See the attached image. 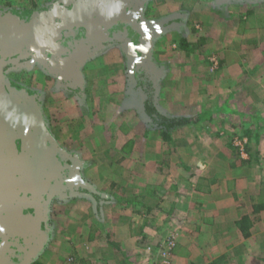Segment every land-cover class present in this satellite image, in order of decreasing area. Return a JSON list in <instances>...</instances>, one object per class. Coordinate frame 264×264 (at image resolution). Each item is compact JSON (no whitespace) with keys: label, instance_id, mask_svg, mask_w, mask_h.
<instances>
[{"label":"crops","instance_id":"0c3cea01","mask_svg":"<svg viewBox=\"0 0 264 264\" xmlns=\"http://www.w3.org/2000/svg\"><path fill=\"white\" fill-rule=\"evenodd\" d=\"M201 24L200 35L184 38L189 53L205 49V56L197 51L191 61L208 67L209 55L216 52L220 68L215 74L206 73L203 89L190 91V86L184 92L174 91L170 101L166 99L167 110L161 111L171 116L194 115L205 105L223 101L225 106L213 120L176 128L170 139L162 135L157 139L158 149L152 156L161 158V173L141 169L140 163L139 169H123L120 163L107 169L112 171V179L106 178L108 191L117 198L100 203L105 210L101 216L95 203L92 208L81 194L70 198L77 200L68 201L63 214L54 209L51 230L47 228L45 242L33 259L46 264H143L149 247L163 233L175 232L172 264H264V55L248 59L235 50L237 40L242 45L251 43L249 24L239 30ZM225 30L229 34L224 39L213 41ZM157 54L161 56V50ZM176 54L180 61L185 57V53ZM186 108L189 111H180ZM230 130L257 150L251 161L243 164L239 159ZM181 168L190 174L184 175ZM175 175L183 181L179 185ZM169 210L176 216L170 218Z\"/></svg>","mask_w":264,"mask_h":264},{"label":"rangeland","instance_id":"374dc122","mask_svg":"<svg viewBox=\"0 0 264 264\" xmlns=\"http://www.w3.org/2000/svg\"><path fill=\"white\" fill-rule=\"evenodd\" d=\"M95 1L97 0H0V27L6 26L2 23L15 18L29 17L45 21L55 12L71 5L87 6ZM197 18L216 28L239 30L243 29L244 24H249L252 26V30L248 32L253 37L251 43L242 45V41L237 40L235 50L248 59L264 55V0H139L135 21L140 30L144 27L149 31L145 37L142 35L140 41V49L144 55L141 64L147 65L152 71L155 99L162 111L167 110L169 104L166 99L170 101L174 91L184 92L191 87L190 91H196L197 87L201 90L205 87L201 81L206 73L215 74L220 68L221 59L217 58L219 55L216 52L209 55L211 64L206 67L203 62L198 64L191 61L197 51L205 56V49H193L189 53V43L186 41L185 47L181 42L185 37L194 39L201 34L198 25L202 24ZM24 20L29 24L34 23L28 18ZM258 27L263 30L254 31ZM27 31L32 32V29ZM196 33L198 34L194 35ZM226 34L229 33L225 30L221 36L215 35L213 41H221ZM118 35L121 34L116 30L112 35L106 36L107 42H98L83 49V52L67 62L65 69L59 65L56 56L52 59L37 54H26L13 63L7 62L6 67H0V77L33 103L39 123L49 140L59 155L68 162L72 181L111 200L117 197L115 193L108 191L109 179L107 182L106 178L112 171L107 169L116 168L119 165L117 163L123 169H139L140 163L144 167L141 169L151 172V168H154L156 173H161V158L158 160L152 156L158 149L157 139H161L160 128L153 125L144 112V92L137 86L133 74L134 52L130 49L131 45L123 37L119 39ZM246 45L247 50L243 54ZM159 50L161 56L157 54ZM175 51L185 53L186 58L178 60V52ZM214 78L212 80L215 81ZM185 96L187 97L186 92ZM186 109L180 111H189V108ZM177 134L180 136L178 132ZM234 134L230 136L236 138V147L240 150L239 159L245 164L242 157L248 158L249 162L257 150L252 145L247 150V144L238 137L240 134L237 135L235 131ZM181 170L184 171V168ZM189 174V171H184V175ZM170 181L172 184V177L169 183ZM176 181V184L183 182L178 179V175L174 182ZM64 189L61 186L54 188L45 196L40 214L42 230L38 228L42 236L40 240H36L38 245L31 249L29 247L27 256L24 255L14 264H29L30 259L40 250L47 237V228L51 230L49 219L54 209L63 214L68 201L77 200L70 198L79 194L91 203V207L95 203L90 193L78 192L74 188L68 191ZM99 210L100 216L104 214L105 210ZM168 235L170 232L163 233L161 240ZM161 240L149 247L148 257L152 258V254L160 249ZM1 242L0 238V244ZM170 257L172 264L173 252Z\"/></svg>","mask_w":264,"mask_h":264},{"label":"water","instance_id":"95a60500","mask_svg":"<svg viewBox=\"0 0 264 264\" xmlns=\"http://www.w3.org/2000/svg\"><path fill=\"white\" fill-rule=\"evenodd\" d=\"M138 4L139 0H97L87 6L71 5L45 21L15 18L0 27V49L29 46L25 54L17 53V58L7 62L13 63L26 54L52 59L56 56L59 65L65 69L67 62L83 49L103 42L106 36L113 34H95L101 31L100 24L110 28L119 18L137 26L135 11ZM109 13L112 16L105 21L106 17L102 16ZM94 14L99 18L93 21L89 17ZM24 18L34 23L27 24ZM75 26L88 29L91 39L86 34L88 39L74 40ZM126 43L130 45L128 40ZM7 62L0 63V67ZM65 168L67 165L39 123L33 103L0 77V232L15 234L17 228L20 234H27L25 238L31 241V247L37 246L42 236L40 214L45 196L59 187L58 180ZM38 228L41 229L39 232Z\"/></svg>","mask_w":264,"mask_h":264},{"label":"trees","instance_id":"16d2710c","mask_svg":"<svg viewBox=\"0 0 264 264\" xmlns=\"http://www.w3.org/2000/svg\"><path fill=\"white\" fill-rule=\"evenodd\" d=\"M59 12V11H58ZM112 16V14H106L103 15L102 17L105 18V21L108 20V17ZM116 19L118 18L117 16H114ZM89 18H93L94 20H97L99 18L98 15L94 14L92 17ZM111 18V17H110ZM29 24V23H27ZM32 25V24H30ZM102 29L101 31H97V33L95 34H100L102 35L103 33H113L114 31H118L120 32L121 35L120 37L124 38V41L127 42V40L129 41V43H131L130 45V49L132 48L133 52H134V68H133V74L134 77L136 79V84L139 88L142 89V91L144 92V101H143V109L145 114L150 118L151 122L153 125L157 126L160 128V132L161 135L166 138V139H170L172 136V132L174 129L185 126V125H194L197 124L199 122L205 121V120H213V118L215 117V115H217V113L219 112V110L221 109L222 106V102H216L215 104H210V105H205L203 106V108H205L204 110L200 111L197 114L194 115H176V116H171L169 114H167L166 112H162L161 110H159V108L156 105L155 102V88L153 85V81H152V71L150 70V68L147 65H143L141 64V61L143 60V52L140 49L142 47V43L140 42L142 40V35H145L147 33V30H140L135 24H133L132 22L128 21V20H120L119 18L114 22V25H112L110 28H107L106 26L103 28L102 24H100ZM13 26L11 25V28ZM10 28V29H11ZM74 30V40H80L82 39V37L87 38L86 34L88 35V37L90 38V33L88 31V29H84L80 26H75L73 27ZM88 39V38H87ZM86 39V42H88V40ZM91 39V38H90ZM115 40V39H110V41ZM103 42H107V40L103 41ZM181 42L183 44H185L184 46L187 47V43H186V39H181ZM64 46H66L65 43H63ZM26 47L29 46H25V45H21V46H17V47H13L14 49L12 50H4V49H0V63L2 62H7V60H13L15 58H17V53L20 54H25V49ZM70 49H72L70 47ZM22 57H24V55H21ZM22 59V58H19ZM8 66V63H6L4 65V67ZM149 68V69H148ZM225 109H228V107H225ZM245 134H247L248 136H252L250 131H246ZM257 137V135H256ZM249 146V145H248ZM247 146V150L248 147ZM250 149V148H249ZM62 158V161L65 165H67V161L65 159ZM245 162H248V159L243 158ZM58 184L59 187H63L65 188L64 190H70V189H77L80 192H86V193H90L94 200H95V205H96V210L99 211L100 209V203L102 201L108 200V197L105 195H99L96 193H92L91 191L87 190L86 188H83L81 186H78L77 184H75L72 181V178L70 177V169L69 167L65 168L64 172L62 173V175L60 176L59 180H58ZM154 193L153 190H150V193ZM168 216L173 217L176 216L174 211L169 210L167 212ZM13 233V232H12ZM15 234H8L10 236H13L12 238L16 237L15 239L19 241V245L16 246L13 255L11 256V260L13 262H17L20 261V258L24 257V252L26 251V249L24 248L22 250V246L23 243L26 242V238H25V234H20V231L15 228L14 231ZM7 235L6 233L2 234V232H0V238L2 239L3 242V236ZM7 235V237H8ZM27 235V234H26ZM13 240V239H11ZM27 256V255H26ZM29 264H46L43 261H40L38 259H30Z\"/></svg>","mask_w":264,"mask_h":264},{"label":"built area","instance_id":"2783aa9c","mask_svg":"<svg viewBox=\"0 0 264 264\" xmlns=\"http://www.w3.org/2000/svg\"><path fill=\"white\" fill-rule=\"evenodd\" d=\"M212 59L215 61L216 58L213 57ZM159 244L161 246L160 249L153 253L152 258L149 257L143 264H170V256L177 244L176 233L173 232L163 238Z\"/></svg>","mask_w":264,"mask_h":264},{"label":"flooded vegetation","instance_id":"af4514ba","mask_svg":"<svg viewBox=\"0 0 264 264\" xmlns=\"http://www.w3.org/2000/svg\"><path fill=\"white\" fill-rule=\"evenodd\" d=\"M5 233L7 235L9 234V232ZM7 235L2 237L3 242H1L0 244V264H14V262L11 260V256L13 255L16 246L20 244L19 241L15 239L16 237L12 238L13 236L10 235H8L7 237ZM25 236L27 235L25 234ZM23 246L26 249V251L24 252V255H26L29 250V247L31 249V241L26 239V242L23 243Z\"/></svg>","mask_w":264,"mask_h":264}]
</instances>
